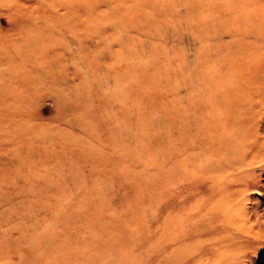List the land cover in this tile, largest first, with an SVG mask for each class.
Instances as JSON below:
<instances>
[{
	"label": "rangeland",
	"instance_id": "1",
	"mask_svg": "<svg viewBox=\"0 0 264 264\" xmlns=\"http://www.w3.org/2000/svg\"><path fill=\"white\" fill-rule=\"evenodd\" d=\"M255 136L264 0H0V264H175L234 197L264 228Z\"/></svg>",
	"mask_w": 264,
	"mask_h": 264
},
{
	"label": "bare ground",
	"instance_id": "2",
	"mask_svg": "<svg viewBox=\"0 0 264 264\" xmlns=\"http://www.w3.org/2000/svg\"><path fill=\"white\" fill-rule=\"evenodd\" d=\"M262 139L255 136L251 147L263 148ZM207 212L204 225L177 241L181 250L175 264H243L249 249L264 243L258 214L237 197L213 204ZM245 264H254V260Z\"/></svg>",
	"mask_w": 264,
	"mask_h": 264
}]
</instances>
